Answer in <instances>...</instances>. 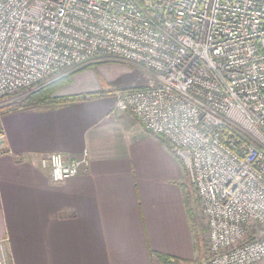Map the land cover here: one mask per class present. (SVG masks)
Segmentation results:
<instances>
[{
    "label": "built area",
    "instance_id": "obj_1",
    "mask_svg": "<svg viewBox=\"0 0 264 264\" xmlns=\"http://www.w3.org/2000/svg\"><path fill=\"white\" fill-rule=\"evenodd\" d=\"M101 61L152 74L114 90V109L182 161L208 264L262 261L264 0H0V99ZM41 165L63 182L89 158L52 152Z\"/></svg>",
    "mask_w": 264,
    "mask_h": 264
},
{
    "label": "crops",
    "instance_id": "obj_2",
    "mask_svg": "<svg viewBox=\"0 0 264 264\" xmlns=\"http://www.w3.org/2000/svg\"><path fill=\"white\" fill-rule=\"evenodd\" d=\"M114 105L111 94L0 116V239L9 264H163L153 251L194 264L182 161ZM85 151L89 167L63 182L41 165L45 154Z\"/></svg>",
    "mask_w": 264,
    "mask_h": 264
},
{
    "label": "trees",
    "instance_id": "obj_3",
    "mask_svg": "<svg viewBox=\"0 0 264 264\" xmlns=\"http://www.w3.org/2000/svg\"><path fill=\"white\" fill-rule=\"evenodd\" d=\"M104 62V61H101ZM99 62H93L88 64L78 70L71 72L61 78L55 79L45 85H36L30 89L22 90V93L14 95L12 98H3L0 102V116L15 111L19 109H24L39 105H50V104H62L75 100H88L102 97L105 95H111V92L98 91V92H87L80 94L62 95L59 91L70 83L72 76L77 71L84 69L86 67L95 65ZM135 88V87H131ZM167 146L168 142L162 137L158 136ZM191 186V185H190ZM185 195L187 200V206L192 220V227L194 230L195 237V251L196 259L207 260L208 250H207V240H206V226L202 223L199 215L198 206L196 199L194 197V190L192 186L189 188L188 185H184ZM199 230V232H198ZM157 256L163 264H190L189 261L183 260L179 257L167 255L161 252H152Z\"/></svg>",
    "mask_w": 264,
    "mask_h": 264
},
{
    "label": "rangeland",
    "instance_id": "obj_4",
    "mask_svg": "<svg viewBox=\"0 0 264 264\" xmlns=\"http://www.w3.org/2000/svg\"><path fill=\"white\" fill-rule=\"evenodd\" d=\"M150 78H152L150 72L134 63L125 61H104L74 73L70 83L62 88L59 93L71 95L98 91L111 92L132 85H145ZM20 93H22V91L14 95ZM1 100L2 99H0V102ZM184 185H188L189 188L191 187L187 176ZM193 262L194 264H208V259H196ZM255 264H264V259Z\"/></svg>",
    "mask_w": 264,
    "mask_h": 264
}]
</instances>
